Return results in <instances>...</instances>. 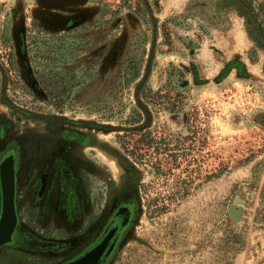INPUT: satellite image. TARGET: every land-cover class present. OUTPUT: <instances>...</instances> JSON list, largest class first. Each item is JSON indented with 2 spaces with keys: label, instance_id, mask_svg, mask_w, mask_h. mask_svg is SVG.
Segmentation results:
<instances>
[{
  "label": "rangeland",
  "instance_id": "obj_1",
  "mask_svg": "<svg viewBox=\"0 0 264 264\" xmlns=\"http://www.w3.org/2000/svg\"><path fill=\"white\" fill-rule=\"evenodd\" d=\"M0 122L136 190L111 264H264V0H0Z\"/></svg>",
  "mask_w": 264,
  "mask_h": 264
},
{
  "label": "flooded vegetation",
  "instance_id": "obj_2",
  "mask_svg": "<svg viewBox=\"0 0 264 264\" xmlns=\"http://www.w3.org/2000/svg\"><path fill=\"white\" fill-rule=\"evenodd\" d=\"M6 128L0 122V165L3 155L13 157L19 220L13 242L0 251L12 254L11 263L22 259L57 264L75 256L97 237L119 199L137 195L136 190L115 183L114 178L98 170L82 138L72 139L68 145L61 138L33 142L8 137ZM98 179L107 185L102 202L95 188ZM1 206L0 182V213ZM51 222L67 225L72 230L68 238L50 231Z\"/></svg>",
  "mask_w": 264,
  "mask_h": 264
},
{
  "label": "water",
  "instance_id": "obj_3",
  "mask_svg": "<svg viewBox=\"0 0 264 264\" xmlns=\"http://www.w3.org/2000/svg\"><path fill=\"white\" fill-rule=\"evenodd\" d=\"M2 206L0 213V249L13 242V233L18 225L16 195V172L11 155H3L0 165ZM116 203L107 224L97 237L75 256L57 264H111L126 239V233L134 225L140 210L138 195H129ZM243 200L236 199L229 213L234 221H240ZM125 231V232H124ZM125 233V235H124Z\"/></svg>",
  "mask_w": 264,
  "mask_h": 264
}]
</instances>
